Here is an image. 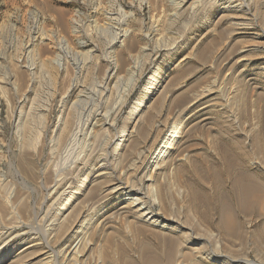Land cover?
I'll return each instance as SVG.
<instances>
[{
    "label": "rangeland",
    "instance_id": "rangeland-1",
    "mask_svg": "<svg viewBox=\"0 0 264 264\" xmlns=\"http://www.w3.org/2000/svg\"><path fill=\"white\" fill-rule=\"evenodd\" d=\"M257 136L264 0H0V264H142L211 234L221 264H264L258 213L237 208L242 245L195 216L244 175L264 189Z\"/></svg>",
    "mask_w": 264,
    "mask_h": 264
},
{
    "label": "bare ground",
    "instance_id": "bare-ground-1",
    "mask_svg": "<svg viewBox=\"0 0 264 264\" xmlns=\"http://www.w3.org/2000/svg\"><path fill=\"white\" fill-rule=\"evenodd\" d=\"M126 35L127 33L124 36ZM63 123H64V126L61 129L59 140L63 138V135L65 134L69 126L68 119L65 122L63 121ZM71 124L72 123H70V125ZM68 131H69V128H68ZM169 138H170V135L163 142L160 150L165 148ZM253 143H254V146L257 148V150L261 152L264 151V148L262 147L261 141H259L258 136L254 138ZM245 155H241L238 159L240 160L243 168L246 170L248 168L247 166L248 162L246 163ZM223 161L228 165V169L226 168L227 174H230L231 173L230 168H232L231 161H228L226 156H224ZM214 177L217 179L218 183L222 181L221 179L222 176L221 177L219 176L220 178H218L215 175ZM228 177L229 176H227V178ZM196 178H197V184L199 185V187L204 188L206 177L201 176L199 175V173H197ZM231 186H232V189H231L232 196L228 199L226 195L218 193L219 196L217 197L218 200L215 204L216 206L213 205L214 210L212 207V203L214 200L212 201L210 200V198H207V197H203L202 199L200 197L201 195L199 196L202 200H201V204L199 203L200 204L199 212L197 211L195 214L196 219L198 220L197 224L199 225L207 224L210 230L215 229L214 227H216V229L219 231V234L221 233L226 238H229L235 241H240L241 242L240 245H242L245 242L246 237L244 234V226H242V224L238 221L236 217L237 208L240 210V212L244 216L251 215L253 213H258V216L262 218V221H263L262 227L259 230V232L255 234V237H253L254 238V241H252L253 243L250 242V244L251 243L253 244L252 251H254V254L259 255L260 250H261L260 247H262L263 246L262 244H264V189L258 183L253 182L247 175H244L240 179H236ZM215 190L214 191L216 193L219 192L221 190V186L218 185ZM191 193H194V192H191ZM199 197L197 198L198 200H199ZM218 236L219 235L211 234V236L208 237V239L203 240V242L201 241L200 238L196 237L194 239H189L185 244L183 243V241L181 242L177 238L165 241L164 243H162V244H165L166 246V248L164 247L165 252L161 256L159 254L154 253L153 252L154 250L151 251L150 249L151 247L148 248L146 246H143L142 247V256H143L142 264H221V261L218 258H215L214 257L215 254H213L215 250L221 249L222 243H224V242L221 243L219 241L220 238L218 239ZM154 238L157 242H161L163 239H165L163 236H159V235H154ZM207 244L209 247H211L212 253L208 252L207 246H206ZM248 261L250 262L251 260H248Z\"/></svg>",
    "mask_w": 264,
    "mask_h": 264
}]
</instances>
